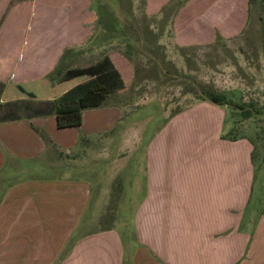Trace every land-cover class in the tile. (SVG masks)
Listing matches in <instances>:
<instances>
[{"label": "crops", "instance_id": "0c3cea01", "mask_svg": "<svg viewBox=\"0 0 264 264\" xmlns=\"http://www.w3.org/2000/svg\"><path fill=\"white\" fill-rule=\"evenodd\" d=\"M25 1L0 0V264H126L118 228L91 225L103 218L106 182L118 175L114 205L124 197L132 209V229L123 234L139 264H264V208L250 205L253 147L225 136V109L196 102L127 145L132 135L108 133L122 111L90 93L89 66L49 80L65 51L87 44L89 1L43 0L33 8ZM167 1L147 0V10L159 13ZM176 1V36L180 16L193 17L179 45L210 44L216 32L229 39L264 11L259 0ZM77 109L78 126L56 127L57 114ZM107 157L115 163L108 174Z\"/></svg>", "mask_w": 264, "mask_h": 264}, {"label": "rangeland", "instance_id": "374dc122", "mask_svg": "<svg viewBox=\"0 0 264 264\" xmlns=\"http://www.w3.org/2000/svg\"><path fill=\"white\" fill-rule=\"evenodd\" d=\"M42 1L25 2L27 7L33 8L35 4L42 6ZM88 1L91 36L86 45L64 52L62 63L49 80H59L69 66H89L90 93L104 96L101 105L119 107L122 111L116 128L108 133L132 135L133 141L127 145L133 144V147L171 115L200 102L193 94L199 89L223 95L227 104L223 106L226 111L225 136L246 138L253 147L254 183L250 205L261 211L264 208V11L258 15L259 21L255 19L250 28L229 39H226V33L216 32L210 44L179 45V38L189 39L192 33L193 17L180 16L181 27L176 36L172 23L179 5L176 0H168L159 13L149 12L154 9L153 5L147 10V0ZM27 17L29 22L35 20L33 14ZM203 34L211 36L209 31H203ZM94 72L95 76L92 75ZM64 86H59V90ZM68 88L75 89V86ZM236 107L248 111V116ZM124 152H118L116 157L120 158ZM137 158L138 154L133 153V158L128 160L133 169L138 166ZM118 160L122 165L126 163ZM106 161H109L105 170L108 174L114 161L108 157ZM126 171L120 172L122 177ZM51 172L44 170L43 175ZM120 177H116L118 182ZM136 177L142 187V177L138 173ZM117 181L106 182V205L102 206L105 214L91 225L116 226L126 246V264H132L133 260L139 264L141 254L138 252L136 256L128 242L130 237L123 234L132 229V209L125 205L124 197L120 200L122 206L115 209ZM91 193L94 198L97 196L95 189ZM142 196L137 198V203Z\"/></svg>", "mask_w": 264, "mask_h": 264}, {"label": "trees", "instance_id": "16d2710c", "mask_svg": "<svg viewBox=\"0 0 264 264\" xmlns=\"http://www.w3.org/2000/svg\"><path fill=\"white\" fill-rule=\"evenodd\" d=\"M260 3L264 2V0H259ZM142 48H144L142 46ZM162 70V74L164 75V71ZM196 95L197 99L201 102H207L209 104L223 107L226 106L227 104L224 102V97L223 95L216 94L215 92H212L208 89H199L198 91L193 93ZM238 108V107H236ZM239 111L241 110L242 113H245V117L248 116L249 112L243 110L242 108H238ZM80 109H77L75 111H69L66 113H59L55 116V124L57 128H67V127H76L80 124V119H81V113ZM235 139V138H232Z\"/></svg>", "mask_w": 264, "mask_h": 264}]
</instances>
